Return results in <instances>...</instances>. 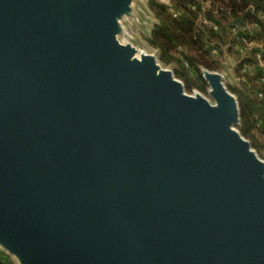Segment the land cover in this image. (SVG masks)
<instances>
[{"label":"water","instance_id":"1","mask_svg":"<svg viewBox=\"0 0 264 264\" xmlns=\"http://www.w3.org/2000/svg\"><path fill=\"white\" fill-rule=\"evenodd\" d=\"M134 2L0 0V248L18 264H264V162L234 129L239 102L217 72L211 104L123 45Z\"/></svg>","mask_w":264,"mask_h":264},{"label":"rangeland","instance_id":"2","mask_svg":"<svg viewBox=\"0 0 264 264\" xmlns=\"http://www.w3.org/2000/svg\"><path fill=\"white\" fill-rule=\"evenodd\" d=\"M150 1H156L165 5H169L170 3V0H135L133 4V12L122 20V30L118 36L119 41L123 45H132L139 51L143 50L148 53L156 54L158 64L164 69L173 72L176 79L184 84L187 94H200L211 104H215V100L210 95V86L204 79L203 74V70L209 69L203 66H199L198 68L192 67L185 61V59H182V65L179 63L166 65L161 61L159 52L149 46L148 38L157 24L155 16L149 9ZM199 2L200 0H195L194 4ZM222 2V0H215V8L213 7V4L211 6L209 4L207 7H203V9H197L194 6L193 10L197 13L196 20L202 24L205 17L212 16V12L222 6ZM230 11L231 10H229L227 14L224 13V16H219L215 12L213 13H215V16L218 15V18L222 20L224 24L234 23L235 26L239 28L240 34L238 36L230 34L224 39V45L220 44V46L216 45L215 48L212 47V51H210L212 57L210 56V59L215 63L217 68L216 70L209 71L217 72L223 76V83L226 89L238 100L239 105L240 101L238 95L235 93L236 89L245 91L247 94L253 93V95L258 96V98L262 100L263 96L260 91L264 84V40L261 38L263 32L259 21H263L264 16L260 13V17L258 18H247L241 16V10L239 11V14L236 15H233ZM198 12H201V17L198 15ZM236 37L237 42L235 41ZM184 70L188 73L189 77L199 85L202 80L205 81V90L197 87H193L189 90L183 79L176 75L177 71ZM241 125L242 116L241 122L234 125V129L243 136ZM259 126H261V123L256 124V128L253 131L254 136L252 138L248 139L245 136H243V138L251 144L253 151H255L258 157L264 162V129L261 130ZM10 257H12L14 262L18 264V260L15 257Z\"/></svg>","mask_w":264,"mask_h":264},{"label":"trees","instance_id":"3","mask_svg":"<svg viewBox=\"0 0 264 264\" xmlns=\"http://www.w3.org/2000/svg\"><path fill=\"white\" fill-rule=\"evenodd\" d=\"M201 1L194 4L195 0H170L169 5L156 1L149 2V9L155 16L157 24L148 38V44L159 52L161 61L166 65L172 63L182 65L181 61L185 59L192 67L203 66L209 70H216L215 63L210 59L212 47L224 45V39L230 34L235 36L240 34L234 23L224 24L218 15L224 16L229 10L236 15L241 10L243 17L258 18L260 13L264 16V0H222L224 2L221 3L222 6L213 11L218 15L215 16L212 12V16L205 17L201 24L196 20L197 13L193 10L194 6L197 9L201 8ZM214 2L215 0H210V6L213 4L214 7ZM198 15L201 17V12H198ZM259 22L263 32L261 38L264 40V20ZM235 41L237 42V37ZM176 75L183 79L189 90L193 87L205 90V81L202 80L199 85L185 70L177 71ZM260 92L262 100L253 93L235 90L240 101L241 132L248 139L254 136L253 131L257 123H261L259 126L261 130L264 129V84ZM0 264L16 263L0 249Z\"/></svg>","mask_w":264,"mask_h":264},{"label":"built area","instance_id":"4","mask_svg":"<svg viewBox=\"0 0 264 264\" xmlns=\"http://www.w3.org/2000/svg\"><path fill=\"white\" fill-rule=\"evenodd\" d=\"M209 4H210V0H202L201 1V8L203 9V7H207Z\"/></svg>","mask_w":264,"mask_h":264},{"label":"bare ground","instance_id":"5","mask_svg":"<svg viewBox=\"0 0 264 264\" xmlns=\"http://www.w3.org/2000/svg\"><path fill=\"white\" fill-rule=\"evenodd\" d=\"M63 11H65V9L63 10ZM65 17H66V19L68 20V18H67V14L65 13ZM66 20V21H67ZM75 31H77L78 32V29H76ZM134 59L136 58V56L135 57H133ZM132 58V59H133ZM140 61L142 60V59H139ZM164 69L163 68H161V67H159V69H158V73H160L161 71H163Z\"/></svg>","mask_w":264,"mask_h":264}]
</instances>
